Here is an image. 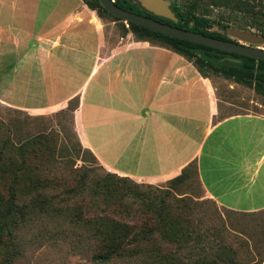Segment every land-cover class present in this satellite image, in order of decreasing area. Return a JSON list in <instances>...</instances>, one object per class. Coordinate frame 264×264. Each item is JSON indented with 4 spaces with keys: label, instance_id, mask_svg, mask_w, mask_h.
Segmentation results:
<instances>
[{
    "label": "crops",
    "instance_id": "crops-1",
    "mask_svg": "<svg viewBox=\"0 0 264 264\" xmlns=\"http://www.w3.org/2000/svg\"><path fill=\"white\" fill-rule=\"evenodd\" d=\"M11 52L39 73L37 103L14 107L72 104L84 146L109 170L155 183L195 162L209 199L231 211L264 210V113L242 96L253 88L122 33L84 0H0V61Z\"/></svg>",
    "mask_w": 264,
    "mask_h": 264
},
{
    "label": "trees",
    "instance_id": "trees-1",
    "mask_svg": "<svg viewBox=\"0 0 264 264\" xmlns=\"http://www.w3.org/2000/svg\"><path fill=\"white\" fill-rule=\"evenodd\" d=\"M84 1L100 16L119 24L123 22L120 24L123 33L131 31L139 40L167 46L185 55L204 75L232 79L264 96V59L169 36L135 23H127V26L110 14L99 0ZM115 2L126 10L215 38L232 40L226 33L229 26L254 29L264 35V0H210L209 3L174 0L172 9L178 21L157 16L133 0ZM212 5L224 10L212 16ZM35 137L21 142L16 157L6 156L0 150V248L41 247L56 237L52 234L54 229L65 235L67 227L80 229L77 236L81 245L76 247L82 248L94 262L110 263L120 259L128 264H240L232 258L238 253L224 245L223 233L227 226L216 201H212L213 216L219 220L218 225L200 229L201 218L192 213L194 207L204 201L180 196L168 188L136 182L121 184L120 180L131 178L117 176L119 180H114L112 172L94 178L84 174L77 184H67L54 170L44 167L40 159L36 162L39 156L35 149L43 143V136ZM86 151L92 152L89 148H85ZM58 160L57 156H50L47 162L53 165ZM191 166L198 176L197 165L191 162L172 181L181 178ZM58 185L62 187L57 188ZM78 192L96 198L84 205L86 215L81 206L66 204ZM94 209L96 214L91 215ZM27 234L31 239L25 238ZM209 236L218 247L214 252L216 259H211L208 247L203 245ZM184 247H189V251L183 252ZM228 257L231 259L227 260Z\"/></svg>",
    "mask_w": 264,
    "mask_h": 264
},
{
    "label": "rangeland",
    "instance_id": "rangeland-1",
    "mask_svg": "<svg viewBox=\"0 0 264 264\" xmlns=\"http://www.w3.org/2000/svg\"><path fill=\"white\" fill-rule=\"evenodd\" d=\"M203 2L209 3L210 0H203ZM210 10H212V16H217L224 9L221 10L218 6L212 5ZM125 23L129 26L127 22ZM121 32L123 33L122 29ZM3 60L0 61V150H3L6 156L16 157L19 154L18 146L21 142L29 138H36L35 136H43V143H38L39 146L35 149L39 156L36 162L40 159L43 162L42 164H45L44 167L51 171L54 170L57 176L67 180V184H77V180L84 174L94 178L112 172L115 176L113 177L114 180H119L117 176H126L109 170L92 152H84V149L87 148L84 146L86 142L80 131L78 114L73 111L72 104L71 108L60 106L35 111L14 107L16 103L28 106L37 103L35 99L31 98V91L34 83H38V79H33L32 75H39V73L35 71L36 68L33 70L29 67L31 62L26 58L23 59V55L18 56L11 52L6 54ZM59 66L61 67V64ZM80 74H85L84 69H79L76 76L80 78ZM214 77L216 79L218 75ZM242 96H245V101H243L245 107H253L255 111L264 113V96L256 92L253 94L250 91H246ZM254 101L260 104H255ZM50 156L55 158L57 156L59 158L58 162L53 165L48 163ZM120 163L125 165L126 158H121ZM204 176L206 177V172H204ZM172 179L150 183L131 178L120 180V182L121 184L126 183L125 185L133 182L153 184L154 187L168 188L180 196L188 195L194 200L204 201L202 205L194 207L192 213L193 216L202 219L198 223L200 229L218 225L219 220L213 216L215 206L212 201L214 200L205 195L194 166L187 169L181 178L175 181H172ZM4 181L5 177L2 182ZM62 185H58L57 188H61ZM261 185V181L256 183L255 188L257 191H260ZM92 199L96 198L87 196L86 192H78L66 204H69L70 207L81 206L85 210L83 213L86 215L88 212L84 205ZM217 206L227 226L226 231L223 233L224 245L226 247L230 246L232 250L238 253L237 256L233 255L232 258L240 264H264V210L245 213L231 211L218 203ZM64 207H67V205ZM92 214H96L95 209L91 212ZM195 217H193V220L196 222ZM56 232L57 229H54L52 234L56 237H53L41 247L36 245L25 246L18 247V250L6 247L0 248V264H128L126 260L120 259L110 263H99L91 260L85 252L81 251L82 248L76 247L77 244L78 246L81 245L78 243L79 237L77 236V232H80L79 228L65 227V235ZM25 238L31 239V236L27 234ZM210 238L212 237L209 236V239L204 241L203 245L208 247L207 250L211 254V259H216L214 252H217L218 247L214 246V242ZM166 247L169 248L170 246ZM199 250L196 251L197 254H199ZM182 251L188 252L189 247H184ZM197 254H195V258H198ZM229 259L231 257L227 258V260Z\"/></svg>",
    "mask_w": 264,
    "mask_h": 264
},
{
    "label": "water",
    "instance_id": "water-1",
    "mask_svg": "<svg viewBox=\"0 0 264 264\" xmlns=\"http://www.w3.org/2000/svg\"><path fill=\"white\" fill-rule=\"evenodd\" d=\"M102 6L112 15L127 23H135L151 30L192 42L208 45L229 52H234L256 59H264V35L257 33L254 29H245L229 26L227 35L232 40L215 38L200 32L183 29L169 23L161 22L155 18L126 10L116 4L115 0H99ZM138 2L147 11L157 16H162L174 21H178L172 9V0H133ZM240 61V59H234Z\"/></svg>",
    "mask_w": 264,
    "mask_h": 264
}]
</instances>
